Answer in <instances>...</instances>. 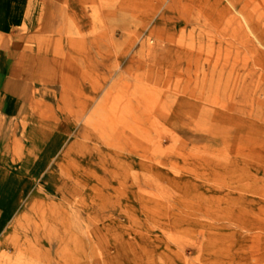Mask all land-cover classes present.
<instances>
[{"label":"rangeland","instance_id":"374dc122","mask_svg":"<svg viewBox=\"0 0 264 264\" xmlns=\"http://www.w3.org/2000/svg\"><path fill=\"white\" fill-rule=\"evenodd\" d=\"M18 3L23 21L11 26L26 48L56 37L43 45L37 80L69 131L58 153L84 117L114 103L108 88L132 93L127 124L114 120L96 146L101 194L59 232L52 224L43 264H264V47L242 19L264 43V0ZM151 29L164 50L148 49ZM113 49L121 68L110 73ZM58 169L44 170L3 232L0 264H11L13 237L53 196Z\"/></svg>","mask_w":264,"mask_h":264},{"label":"crops","instance_id":"0c3cea01","mask_svg":"<svg viewBox=\"0 0 264 264\" xmlns=\"http://www.w3.org/2000/svg\"><path fill=\"white\" fill-rule=\"evenodd\" d=\"M20 8L18 0H0V237L69 133L57 123L51 91L37 80L43 45L56 37L37 35L26 48L12 31L23 21Z\"/></svg>","mask_w":264,"mask_h":264},{"label":"bare ground","instance_id":"6f19581e","mask_svg":"<svg viewBox=\"0 0 264 264\" xmlns=\"http://www.w3.org/2000/svg\"><path fill=\"white\" fill-rule=\"evenodd\" d=\"M106 1L99 0L102 7L106 6ZM163 18L162 14L160 20H163ZM242 19L246 28L254 35L259 45L264 47L260 37L255 34L253 25L245 16H242ZM153 33L154 30L151 29L148 38L145 40L148 44L154 36ZM161 37V33H158L154 37L157 40L154 43H150L148 49L164 50ZM181 42V38H179V41L174 43L178 49L182 47ZM246 44L252 50L257 51L256 53L251 50L253 53L261 56L262 53L256 48L254 43L247 39ZM172 46L173 43L170 44L169 48ZM108 55L117 60V65L109 70L110 73H114L117 68H121L118 55L114 49ZM124 72L130 74L129 70H124ZM91 88L93 93L96 88ZM130 91V89L122 88L117 95L114 94L112 89L108 88L105 97L109 95L110 98L114 97V103L111 105L108 103L105 106V109H108L109 112H105L104 109V112L99 113V115H95L97 113L93 112L86 118L84 117L85 119L83 118L82 125L79 127L77 135L75 134V137H73V141L67 143L65 148L58 153L57 157L59 156V158H55L49 166L52 169L54 167L55 169L56 167L59 168L57 184L51 192L53 196L46 195V198L41 199L36 204L31 218L23 228V232L13 237L12 250L15 254L6 258V263L43 264L45 260L50 261L52 257V224L55 231L59 232L60 229L62 230L61 227L64 228L67 225L68 221L72 222V213L83 211L87 200L93 201L101 194L100 177L96 166L102 159L98 156L96 157V146L102 136L104 137L106 129L114 126V120L119 127L127 124L126 118L128 116H126L127 113L125 112H129L132 108V101L128 99L132 94ZM129 116L131 118V114ZM65 212L70 214L62 218Z\"/></svg>","mask_w":264,"mask_h":264}]
</instances>
